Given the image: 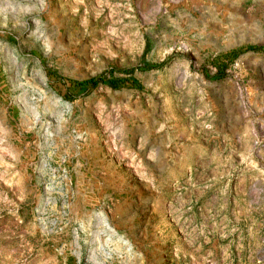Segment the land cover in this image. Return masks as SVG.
<instances>
[{
  "label": "rangeland",
  "instance_id": "obj_1",
  "mask_svg": "<svg viewBox=\"0 0 264 264\" xmlns=\"http://www.w3.org/2000/svg\"><path fill=\"white\" fill-rule=\"evenodd\" d=\"M0 264H264V0H0Z\"/></svg>",
  "mask_w": 264,
  "mask_h": 264
},
{
  "label": "trees",
  "instance_id": "obj_2",
  "mask_svg": "<svg viewBox=\"0 0 264 264\" xmlns=\"http://www.w3.org/2000/svg\"><path fill=\"white\" fill-rule=\"evenodd\" d=\"M148 50H149V45H148V43H146L145 48H144V52L142 54L141 64L139 66H136L134 68L124 69V70H118L119 74L126 76L125 79H114V80L107 82L104 80L105 79L104 75H101V76L91 78V79H88L85 81L70 82V85L73 87V89H76L79 91H87V92L97 88L99 85L104 84L105 82L112 89H119L120 87L139 88L138 82L136 80L132 79V76L134 75V73L136 71H138L139 69H142V67H146L143 62H144L145 54L148 52ZM261 50H262L261 47L248 46L246 48H243V49H240V50H237V51H234V52L227 54L225 56L226 62H228V63H229V61L232 62L235 59H237L239 56H241L245 53L258 52ZM162 66L160 65L159 68H161ZM147 67L150 68L151 70L154 69V66H147ZM215 67H216L217 77L223 78L224 77V71H225L226 67H224V68L219 67V65H217Z\"/></svg>",
  "mask_w": 264,
  "mask_h": 264
},
{
  "label": "crops",
  "instance_id": "obj_3",
  "mask_svg": "<svg viewBox=\"0 0 264 264\" xmlns=\"http://www.w3.org/2000/svg\"><path fill=\"white\" fill-rule=\"evenodd\" d=\"M235 0H229V4H234Z\"/></svg>",
  "mask_w": 264,
  "mask_h": 264
}]
</instances>
